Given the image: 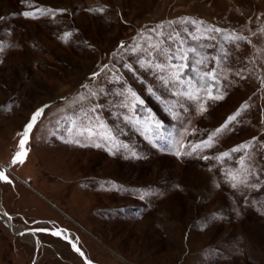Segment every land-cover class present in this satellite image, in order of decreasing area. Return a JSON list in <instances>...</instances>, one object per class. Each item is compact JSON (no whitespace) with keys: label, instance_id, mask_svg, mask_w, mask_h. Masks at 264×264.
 <instances>
[{"label":"rangeland","instance_id":"rangeland-1","mask_svg":"<svg viewBox=\"0 0 264 264\" xmlns=\"http://www.w3.org/2000/svg\"><path fill=\"white\" fill-rule=\"evenodd\" d=\"M0 17V264H264V0Z\"/></svg>","mask_w":264,"mask_h":264},{"label":"snow or ice","instance_id":"snow-or-ice-1","mask_svg":"<svg viewBox=\"0 0 264 264\" xmlns=\"http://www.w3.org/2000/svg\"><path fill=\"white\" fill-rule=\"evenodd\" d=\"M24 16L35 18L34 17V14L31 13V12H25L24 13ZM3 19H4V17H0V20H3ZM216 31H219V30L216 29ZM177 58L180 59L181 61L187 59V57L185 55H183V54H181L179 57H177L174 54H169V56H168V59L169 60H174V59H177ZM196 63L197 64H203V60H198V61H196ZM187 66L188 65L183 64V63L177 65V71L174 73L173 79H175L177 82H179L181 80V69H183V68H185ZM158 67H160V66H158ZM205 76L206 77H212L213 74L211 72H209V73H205ZM188 95H189V98H193L191 93H188ZM210 98H213V99H221L222 97H219V96L211 97L210 96ZM201 110H203V106H201ZM43 112H44V109L43 108L37 109L32 114V116L30 117L29 122L25 125L22 134H19L21 136V139L19 140V145H18V147H19L20 150L18 152H16V155L12 159V164L13 165L18 164V163H21L22 164V163L25 162V159L27 157V147L26 146H27V144H28V142L30 140L31 131L36 126V124L38 122V118L42 116ZM236 115H239V113H237ZM229 119L230 120H235L236 119V116H232ZM203 146L204 147H210L211 144H210V142H206ZM95 147H101V145L97 144V145H95ZM235 150H238V149H234V151ZM224 155L226 156L227 153H225ZM233 179H236V178L233 177ZM0 181H4V182H7V183H11V181L8 178V176L4 172H2V171H0ZM233 186H235V185H233ZM39 231H45V229H39ZM51 234L54 235V236H60L61 235V233L59 231H54ZM69 242L72 243L71 241H69ZM73 248L81 256L84 255L80 251V249L78 247H76V245L74 243H73Z\"/></svg>","mask_w":264,"mask_h":264},{"label":"water","instance_id":"water-1","mask_svg":"<svg viewBox=\"0 0 264 264\" xmlns=\"http://www.w3.org/2000/svg\"><path fill=\"white\" fill-rule=\"evenodd\" d=\"M1 219V218H0ZM2 220V219H1ZM3 221V220H2ZM27 232H29V233H33V231H27ZM70 243V242H69ZM72 246H73V243H70ZM81 256V255H80ZM81 258L83 259V260H85V258H84V256H81ZM88 264H91V263H88Z\"/></svg>","mask_w":264,"mask_h":264},{"label":"bare ground","instance_id":"bare-ground-1","mask_svg":"<svg viewBox=\"0 0 264 264\" xmlns=\"http://www.w3.org/2000/svg\"><path fill=\"white\" fill-rule=\"evenodd\" d=\"M0 212H1V211H0ZM0 214H1V213H0ZM0 218H1V217H0ZM3 222H4V221H3ZM4 223H5V222H4ZM5 224H6V223H5ZM28 234H30V235H32V236L35 235V234H33V233H29V232H28Z\"/></svg>","mask_w":264,"mask_h":264}]
</instances>
